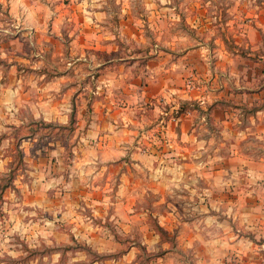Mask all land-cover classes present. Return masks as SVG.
<instances>
[{
    "label": "crops",
    "instance_id": "0c3cea01",
    "mask_svg": "<svg viewBox=\"0 0 264 264\" xmlns=\"http://www.w3.org/2000/svg\"><path fill=\"white\" fill-rule=\"evenodd\" d=\"M103 5L97 0H0V36L10 39L0 40V52L37 57L9 63L10 70L0 65V134L31 132L35 122L54 123L60 130L74 113L77 121L74 130L44 138L42 149H35V137H22L20 148L33 179L20 186H26L23 204L67 220L80 207L92 209L95 218L113 209L120 225L136 222L140 237L161 242L160 229L167 233L164 242L181 240L195 248L197 264H264V205L258 202L264 156L235 151L247 139L264 140V110L250 112L264 102V53L261 63L212 62L208 45L183 49L176 37L168 48L134 49L126 57L120 53L132 49L124 39L136 41L144 30L128 11L113 27ZM159 11L152 9L151 26L162 40L167 31L161 19L168 13L156 18ZM174 17H179L176 12ZM259 17L264 18V8ZM195 26L200 25L194 20ZM250 32L255 47L260 30ZM20 42L27 46L16 47ZM173 55L177 60L170 61ZM20 64L33 74L18 76ZM47 69L57 76L49 79ZM191 76L196 86L188 89ZM181 107L188 112L174 116ZM203 122L214 124L218 150L230 147L231 155L208 161L198 154L213 142ZM13 141L0 142V158ZM56 187L52 198L47 192ZM141 216L153 220L154 227ZM97 230L89 236L102 241Z\"/></svg>",
    "mask_w": 264,
    "mask_h": 264
},
{
    "label": "rangeland",
    "instance_id": "374dc122",
    "mask_svg": "<svg viewBox=\"0 0 264 264\" xmlns=\"http://www.w3.org/2000/svg\"><path fill=\"white\" fill-rule=\"evenodd\" d=\"M99 1L104 2L102 7L111 14L109 24L111 22L113 27L119 26L118 15H123L124 11H128L134 18V23H139L144 30L142 37L137 36L136 41L134 39L125 41L124 39L125 45L132 49L131 52L120 53L126 57L134 55V49H148V51L153 49L158 52L160 48L170 47L168 43L172 41V38L177 37V43L183 49L190 48L193 51L198 50L200 45H208L212 51L211 57L214 56L210 58L212 62L224 63L226 58L234 60L232 63H261L263 61L264 35L261 30L264 29V18L261 19L259 16L264 8V0H97ZM173 8L176 10L174 11ZM152 9L153 11L160 10V15H156V18H159L165 11L168 13L162 16L164 20L161 19L163 27L168 32H165L162 40H158L160 36L152 34ZM92 10L99 11L96 8ZM174 12L179 17H174ZM194 20L200 25L199 27L192 28ZM158 25L161 27L160 23ZM257 27L262 39L254 47L250 45L252 38L250 28ZM50 36L49 34L47 38L49 39ZM0 40L6 42L10 39L7 36H0ZM18 45L16 47L27 46H23L21 42ZM13 47V45L10 46L12 51ZM253 47L254 50H252ZM29 55H31L29 52H0V65L10 70L11 64L9 63H18L24 57L30 59ZM36 58L34 56L30 61L33 62ZM171 60L177 59L173 55ZM46 71L49 79L57 76L53 69ZM31 72L34 71L27 69L23 64L16 67L18 76L33 74ZM196 80L194 76L189 77L186 80V87L193 89L196 86ZM188 106L191 109L195 108V105ZM200 124L209 129L205 135L212 137L213 142L209 148L198 154L207 158L208 161H213L218 154L231 155L232 148L230 147L218 150V130L214 128V124L210 122ZM45 125L47 126V123L41 122V125H38L35 122L31 132L29 130L12 132L9 136L6 133L0 134V142L6 138L14 139L13 148L11 146L4 148L2 151L4 157L0 158L3 160L0 163V264H197L198 260L193 255L195 248H186L181 240L175 245L164 242L168 239L167 233L160 229L161 242L151 240L150 236L140 237L141 231L133 227L136 222H128V227L120 225L121 219L113 209L108 210L104 218H99V216L95 218L96 214L92 212V209L80 207L71 214L72 218L67 220L60 213L45 212L38 206L24 205L22 198L26 186L22 188L20 186L30 184L33 180L28 174L30 164L25 161L28 158L27 154L24 155V166H21L16 173L12 187L2 190L11 175V168L17 164L15 150L17 145L22 146V137H35L38 140L35 149H42L46 143L44 138H50L62 132L61 129L56 130L55 124L51 128ZM236 150L250 155L251 158L259 159L264 156V140L261 138L247 139L243 147ZM212 166L216 165L209 164L208 168ZM248 170L246 166L243 172ZM262 183L260 182L259 185L261 196L258 202L264 205V185ZM57 188L59 187L51 188L47 194L53 198ZM235 200L239 204H247L246 198L236 197ZM151 201H153L152 197ZM158 207L159 211L160 206ZM136 214L127 213L129 216H136ZM140 220L146 221L149 227L151 224L154 227V221L148 220L147 216H141ZM95 229H98L97 234L102 233V241L89 236L90 233L94 234ZM213 231L214 228H211L206 234L210 235ZM86 233L88 238L83 236ZM105 234L108 235L107 238H104ZM134 236L135 239L132 238Z\"/></svg>",
    "mask_w": 264,
    "mask_h": 264
},
{
    "label": "trees",
    "instance_id": "16d2710c",
    "mask_svg": "<svg viewBox=\"0 0 264 264\" xmlns=\"http://www.w3.org/2000/svg\"><path fill=\"white\" fill-rule=\"evenodd\" d=\"M215 109V106H211L208 108V112H212L213 110ZM188 107H181L178 111V114L177 116L183 114V113H186L188 112ZM261 110H264V103L261 104V105H255L253 107H251L250 109V112L252 113H256L258 111H261ZM75 124H76V114H72V117H71V120H70V123H69V126L68 127H59L61 130H64V129H69V130H74L75 129ZM46 126V125H45ZM46 127H53V124H47ZM33 135V134H32ZM20 146L21 145H17V148H16V160H17V164L15 167H12L11 168V175L10 177L7 179V182L5 183V185H3V188L2 190H6L8 189L9 187H12V184L15 180V176H16V173L21 169V166H24V153L22 151V149H20Z\"/></svg>",
    "mask_w": 264,
    "mask_h": 264
},
{
    "label": "built area",
    "instance_id": "2783aa9c",
    "mask_svg": "<svg viewBox=\"0 0 264 264\" xmlns=\"http://www.w3.org/2000/svg\"><path fill=\"white\" fill-rule=\"evenodd\" d=\"M178 113H176V115H177Z\"/></svg>",
    "mask_w": 264,
    "mask_h": 264
}]
</instances>
